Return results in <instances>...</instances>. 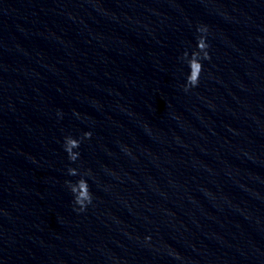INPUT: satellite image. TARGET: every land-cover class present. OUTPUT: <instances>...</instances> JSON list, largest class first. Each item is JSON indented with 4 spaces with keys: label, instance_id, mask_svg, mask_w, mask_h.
<instances>
[{
    "label": "clouds",
    "instance_id": "obj_1",
    "mask_svg": "<svg viewBox=\"0 0 264 264\" xmlns=\"http://www.w3.org/2000/svg\"><path fill=\"white\" fill-rule=\"evenodd\" d=\"M196 46L189 52L185 50L179 57L181 62L185 63L188 67V73L185 77V82L182 85L184 91H189L190 89L196 88L200 83L201 75L204 71V60H209L210 54L208 52L209 44L207 43L206 34L208 32L207 25H199L196 28ZM92 132H85L80 139L74 138L71 135L64 137L63 148L67 154L68 160L71 163H75L80 158L79 149L81 141L83 139H90ZM67 174L69 176H79L75 182L72 180H66L65 185L71 192L73 196L74 210L79 212H84L87 210L88 206L93 203V193L90 190L88 179L86 177H91V170H85L80 172L79 169L68 167ZM151 237H145V240H150Z\"/></svg>",
    "mask_w": 264,
    "mask_h": 264
}]
</instances>
